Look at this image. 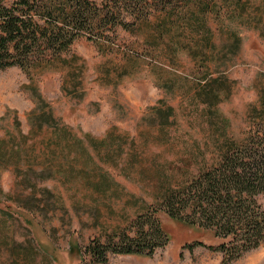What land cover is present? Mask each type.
Wrapping results in <instances>:
<instances>
[{"label":"rangeland","instance_id":"obj_1","mask_svg":"<svg viewBox=\"0 0 264 264\" xmlns=\"http://www.w3.org/2000/svg\"><path fill=\"white\" fill-rule=\"evenodd\" d=\"M232 1L199 26L154 12L32 71L0 69V264L222 263L182 249L215 240L165 215L172 240L151 257L97 262L85 247L264 122V0ZM232 264H264V246Z\"/></svg>","mask_w":264,"mask_h":264},{"label":"trees","instance_id":"obj_2","mask_svg":"<svg viewBox=\"0 0 264 264\" xmlns=\"http://www.w3.org/2000/svg\"><path fill=\"white\" fill-rule=\"evenodd\" d=\"M217 7V0H0V69L18 65L32 71L60 57L80 39L110 40L117 26L129 30L154 12L175 14L199 26ZM38 116L58 125L51 110ZM262 196L264 122L246 140L230 144L216 163L166 188L130 225L94 238L85 252L97 262H107L110 254L151 257L172 240L162 220L165 215L215 240L207 244L195 239L182 249L211 248L222 253L221 264H232L264 246Z\"/></svg>","mask_w":264,"mask_h":264},{"label":"bare ground","instance_id":"obj_3","mask_svg":"<svg viewBox=\"0 0 264 264\" xmlns=\"http://www.w3.org/2000/svg\"><path fill=\"white\" fill-rule=\"evenodd\" d=\"M8 86H9V83H8ZM8 86H7V89L9 88ZM1 88H2V87H1ZM4 89H5V88H4ZM0 90H1V89H0ZM5 91H6V90H5ZM11 91H12V90H11ZM4 95H5V94H4ZM8 95H9V94H8Z\"/></svg>","mask_w":264,"mask_h":264}]
</instances>
